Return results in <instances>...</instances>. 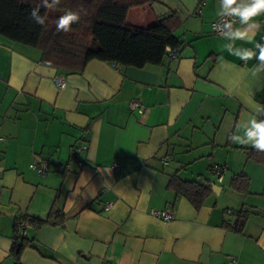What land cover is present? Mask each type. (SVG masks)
<instances>
[{
	"label": "crops",
	"instance_id": "0c3cea01",
	"mask_svg": "<svg viewBox=\"0 0 264 264\" xmlns=\"http://www.w3.org/2000/svg\"><path fill=\"white\" fill-rule=\"evenodd\" d=\"M219 7L220 0H152L130 8L126 24L135 28L179 20L178 57L143 68L92 60L68 73L0 35V264H14L23 218L44 224L25 229L31 245L20 264H264V167L237 139L264 106V71L253 76L256 58L227 49L264 43V18L258 29L234 26L253 42L228 41L211 32ZM130 101L143 113L131 112ZM37 159L47 162L45 174L30 169ZM174 174L211 185L198 210L169 188ZM239 175L249 179L246 194L230 186ZM52 210L60 216L48 222ZM163 210L173 219L150 213ZM241 210L249 216L237 232Z\"/></svg>",
	"mask_w": 264,
	"mask_h": 264
},
{
	"label": "trees",
	"instance_id": "16d2710c",
	"mask_svg": "<svg viewBox=\"0 0 264 264\" xmlns=\"http://www.w3.org/2000/svg\"><path fill=\"white\" fill-rule=\"evenodd\" d=\"M41 3L42 0H0V35L12 42L39 49L43 64L68 73L82 72L92 60L133 68L159 65L166 57L167 49L176 51L180 48V42L173 34L179 22L175 15L162 18L147 29L126 24L130 8L150 5L152 0H61L56 10L40 7V14L48 16L44 26L36 24L30 16L32 9ZM64 9L80 14L79 21L72 24L66 33L57 31L54 23L63 15ZM245 153L248 160L264 167V150L252 148L246 149ZM168 186L196 210L211 194V185L207 181L183 180L176 174L170 177ZM230 186L246 194L249 179L243 175L234 176ZM59 216L57 210H52L48 222L57 220ZM248 216L247 211L238 212L232 228L242 232ZM43 224L44 221L27 218L15 223L14 243L10 251L14 264H20L22 251L31 245L25 229L32 227L38 230Z\"/></svg>",
	"mask_w": 264,
	"mask_h": 264
},
{
	"label": "clouds",
	"instance_id": "9594fccd",
	"mask_svg": "<svg viewBox=\"0 0 264 264\" xmlns=\"http://www.w3.org/2000/svg\"><path fill=\"white\" fill-rule=\"evenodd\" d=\"M61 0H42L32 9L30 16L36 24L44 26L45 21L48 19L47 14H40V7L49 10H56ZM217 16L221 17H234L238 19L240 25L246 26L247 29L260 28L261 18H264V0H220L219 11ZM80 19L78 12L71 9H64L63 15L54 21L57 31L69 32L71 25L77 23ZM224 37L228 41H235L237 39L253 42L254 37L248 34L247 30L233 28L232 21L224 23ZM264 40V37H262ZM228 51L238 56L241 60H251L256 58L258 63L252 71V75L256 76L259 72L264 71V43L255 42L254 48H234L231 43L227 45ZM264 106L257 105L255 114L244 125L245 132L244 138L240 140L241 143H249L255 149L264 150Z\"/></svg>",
	"mask_w": 264,
	"mask_h": 264
},
{
	"label": "built area",
	"instance_id": "2783aa9c",
	"mask_svg": "<svg viewBox=\"0 0 264 264\" xmlns=\"http://www.w3.org/2000/svg\"><path fill=\"white\" fill-rule=\"evenodd\" d=\"M226 21H232L233 28H234L235 24L238 22V19H236L234 17H221V16H219L217 19H215L213 22L210 23L211 32L215 35H218V36L224 35V31H225L224 23ZM167 56L171 59H176L178 57V54L175 51H171L170 49H167ZM55 82L60 88L64 87V83L61 80L56 79ZM128 108L131 112H137L139 114H142L144 111L142 105L137 101H130L128 103ZM82 150H83V147L75 148L74 155L75 156L78 155ZM79 165H81V164L79 163ZM29 167H30V169L35 170L39 174H45L48 171L47 162L45 160H41V159H37L36 161L31 163ZM111 167L115 171H120V169H121V166L118 162H114ZM213 172L217 176L218 181H221L222 172H223L222 168L218 167V166H214ZM106 207H109V206L107 205ZM150 213L152 216L159 218L165 222L173 219L172 213L170 211H167V210L151 211ZM21 227H22V225H21ZM232 264H235V262L232 261Z\"/></svg>",
	"mask_w": 264,
	"mask_h": 264
},
{
	"label": "rangeland",
	"instance_id": "374dc122",
	"mask_svg": "<svg viewBox=\"0 0 264 264\" xmlns=\"http://www.w3.org/2000/svg\"><path fill=\"white\" fill-rule=\"evenodd\" d=\"M179 152V151H178Z\"/></svg>",
	"mask_w": 264,
	"mask_h": 264
}]
</instances>
